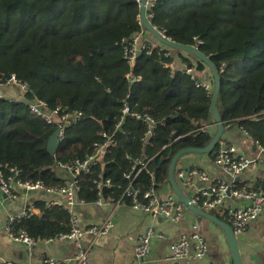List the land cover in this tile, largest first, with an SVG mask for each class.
<instances>
[{
    "label": "trees",
    "instance_id": "16d2710c",
    "mask_svg": "<svg viewBox=\"0 0 264 264\" xmlns=\"http://www.w3.org/2000/svg\"><path fill=\"white\" fill-rule=\"evenodd\" d=\"M139 6V0H0V83L15 75L26 84L24 100L0 96V162L8 175L18 168V179L55 188L75 179L76 198L85 203L117 200L129 188L144 200L148 189L171 184L179 150L210 143L216 128L211 69L191 52L158 41L140 23ZM150 11L160 31L199 47L217 66L225 126L237 125L264 145V0H154ZM139 33L131 63L126 47ZM177 58L184 69L174 68ZM187 68L208 71L212 87ZM38 101L49 111H82L66 124L56 154L47 146L59 125L32 112L30 103ZM103 133L114 143L97 164L72 179L59 174L60 164L91 155L94 143L106 140ZM215 150L209 152L214 160ZM132 203L126 196V205ZM36 207L39 213L14 221L16 233L45 240L71 230L65 206Z\"/></svg>",
    "mask_w": 264,
    "mask_h": 264
},
{
    "label": "crops",
    "instance_id": "0c3cea01",
    "mask_svg": "<svg viewBox=\"0 0 264 264\" xmlns=\"http://www.w3.org/2000/svg\"><path fill=\"white\" fill-rule=\"evenodd\" d=\"M151 41L156 42L154 39ZM184 66L183 62L177 58L174 68L184 69ZM194 73L196 76H200L202 83L211 86L208 71H194ZM3 94L4 97L10 99H25L24 91L16 83L5 85ZM216 129L217 126L213 130L216 132ZM223 138L234 143L238 152L250 158L251 162L236 177H232L215 162L209 153L188 152L183 154L177 162L175 176L179 186L191 198L200 188H210L221 179L236 180L238 185L253 186L257 184L261 187L264 184V152H260L255 141L249 138L246 131L237 125L226 130ZM190 167L204 171L208 178L205 179L197 174L193 176L190 185L184 186L178 178L177 172ZM58 172L67 179L73 177L71 172L63 167H58ZM14 191L17 194L14 198L0 191V264H4V260L35 264L47 257L64 259L66 264H83L75 259L81 246L90 248L89 264H131L135 259L139 236L150 227L155 230V234L151 238L150 251L144 259V264H235L223 227L213 220L193 212L185 205L180 218L172 220L165 214L154 215L128 205L114 206L96 202H76L74 210L78 213L83 225L111 219L112 227L98 236L84 234L78 242L68 238L56 239L52 242L39 239L35 244L29 246L10 237L7 232V223L11 218L21 215L31 206L33 213H39L40 210L36 204L52 202L55 194L41 189L27 190L17 184L14 185ZM172 193L175 192L171 184L165 185L159 191L161 196ZM175 197L180 201L177 195ZM248 203L247 198L235 197L230 194L223 197L224 207H238ZM215 212L224 216L222 210L216 209ZM195 231L206 238L209 246L208 254L203 258L190 260L170 259L171 245L182 235L191 236ZM235 235L244 264H264V216L253 219L245 231Z\"/></svg>",
    "mask_w": 264,
    "mask_h": 264
},
{
    "label": "built area",
    "instance_id": "2783aa9c",
    "mask_svg": "<svg viewBox=\"0 0 264 264\" xmlns=\"http://www.w3.org/2000/svg\"><path fill=\"white\" fill-rule=\"evenodd\" d=\"M140 1V0H139ZM154 4V0H149L147 10L151 9ZM148 17L153 16L150 11L147 14ZM163 32V31H162ZM164 33V32H163ZM165 34V33H164ZM166 35V34H165ZM142 33L135 35L130 42V46L126 47V53L128 59L131 63H134L136 55L140 49ZM185 72L192 74V77H196L193 69L187 68ZM9 83H16L21 88L25 89L26 84L20 82L15 75L8 78L6 84L0 83V89ZM204 84V83H201ZM209 87L207 84H204ZM210 88V87H209ZM1 96V94H0ZM30 108L35 114L45 118L49 123L56 122L61 129L59 136L60 140L64 138L65 127L70 119L79 118L82 115L81 110H62L61 107L49 111L47 110V104L43 101L30 103ZM129 111V106L125 104L123 112L127 113ZM56 118L58 120H56ZM149 119V117H145ZM106 140L102 142L94 143V152L84 159H77L71 164H60L61 167L67 169L73 175V178L77 176L78 173L83 171H89L90 168L97 164L99 160L102 159L104 150L112 143L114 140L103 133ZM260 152H264V145L256 142L255 143ZM215 162L220 165L223 170L232 177H236L243 168H245L251 159L240 154L238 148L234 143H231L225 138L219 140L217 146L215 147ZM141 162V160H139ZM8 168L6 163L0 162V191L8 194L10 197L14 198L17 196L14 191V185L17 184L27 190L41 189L49 193L55 194V198L52 200V204L65 206L71 214V230L67 233L60 234L56 237L46 238L47 242H52L56 239H73L76 242L84 234H92L98 236L107 232L112 227V220L107 219L105 221L83 225L80 221L78 213L74 210V205L76 202L85 203L76 198V180L72 179L67 184L55 188L47 187L43 182L37 180L33 181H22L16 176L20 173L18 168L11 167V171L15 175H8L6 172ZM200 175L203 178H208L204 171L196 167H190L187 169H180L177 172L178 178L181 180L184 186H188L192 182V178L195 175ZM110 180L107 181L109 183ZM98 186H102V182L98 183ZM175 194V193H174ZM167 194L166 196H161L154 188H150L144 192V200L139 199L136 192L131 191L130 188L125 190L119 199L115 200L114 197L104 198L100 196L96 203L98 204H110L114 206L126 205V196L132 197L133 203L131 206L136 209H143L154 215L165 214L172 220H177L180 218L184 207V204L179 201L174 195ZM226 194H230L235 197L247 198L249 203L247 205H242L238 207H224L223 197ZM192 202L198 207L213 212L216 209L222 210L224 215H226L227 221L231 224L235 234L243 232L247 229L250 222L259 216H264V187L255 188L250 185L239 186L236 180H225L221 179L215 183L212 187L200 188L192 196ZM33 210V207H29L21 215L11 218L7 223V232L10 237L19 242H23L29 246L37 242L36 239L32 238L26 232L16 233L13 229V223L16 219L23 216L29 215ZM155 234V230L150 227L138 238L136 246L135 259L131 264H144V259L150 251V241L152 236ZM160 235V234H158ZM161 236V235H160ZM209 246L206 238L201 235L198 231L192 233L191 236L182 235L179 240L171 245L170 259H193V258H203L208 254ZM90 248L81 246L75 256V259L83 264L90 263ZM1 259V258H0ZM4 264H22L20 262H15L12 260H4ZM35 264H66V260L47 257L39 260Z\"/></svg>",
    "mask_w": 264,
    "mask_h": 264
},
{
    "label": "water",
    "instance_id": "95a60500",
    "mask_svg": "<svg viewBox=\"0 0 264 264\" xmlns=\"http://www.w3.org/2000/svg\"><path fill=\"white\" fill-rule=\"evenodd\" d=\"M139 3H140V6H139L140 23L144 26L145 29L148 30L149 33H151L158 41H160L161 43H163L165 45H168L172 48L181 49V50L191 52L192 54L201 58L202 60H204L207 63V65L209 66V68L212 71V74L214 77V88H213V94H212V99H211V111H212V114L214 116L215 123L217 126L216 132H215L212 140L210 141V143L207 146H205V147H193V146L185 147V148H182L181 150H179L174 155L172 162L170 164L169 180H170V183L173 187L175 194L178 196L180 201L188 209L192 210L193 212H195L201 216H204L206 218L213 220L214 222L218 223L220 226L223 227V229L225 230L226 236H227V240H228L230 247H231V250H232V254H233V257L235 260V264H244V262L241 258L237 237L235 235V232H234L231 224L228 221H225L224 219L219 217L217 214L210 212V211H206V210L198 207L197 205H195L192 202V198L189 195H187L182 190V188L179 186V184L176 181V176H175V170H176L177 162L183 154L188 153V152H203V153L211 152L217 146L219 140L223 138L225 131L228 129H231L234 126L233 124L225 126V124L223 123V121L221 119L219 110L217 108V99H218V95H219L220 88H221V80H220L219 70H218L217 66L215 65V63L212 61V59L208 55H206L203 51H201L199 49V47H197L195 45L184 44V43H180V42H177L175 40H172L167 35H165L162 31H160L155 25H153V23L151 22V20L147 16V8H148L149 0H140ZM8 78H11V76L9 75ZM197 80L199 83H201L200 79L197 78ZM0 94L1 95L3 94V89H0ZM60 131H61V129L59 127L56 128V130L53 132V134L49 137L47 147H48V150L51 154H56V152H57V149H58V146L60 143V136H59Z\"/></svg>",
    "mask_w": 264,
    "mask_h": 264
},
{
    "label": "rangeland",
    "instance_id": "374dc122",
    "mask_svg": "<svg viewBox=\"0 0 264 264\" xmlns=\"http://www.w3.org/2000/svg\"><path fill=\"white\" fill-rule=\"evenodd\" d=\"M211 85V84H210ZM211 87H212V85H211Z\"/></svg>",
    "mask_w": 264,
    "mask_h": 264
}]
</instances>
